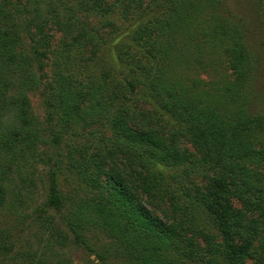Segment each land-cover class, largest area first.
<instances>
[{"label": "trees", "instance_id": "obj_1", "mask_svg": "<svg viewBox=\"0 0 264 264\" xmlns=\"http://www.w3.org/2000/svg\"><path fill=\"white\" fill-rule=\"evenodd\" d=\"M228 1L0 0V207L15 214L0 230V264H72L33 254L30 229L44 249L74 246L88 264H264V43L249 47L250 21H229ZM255 10L263 21L261 0ZM50 29L62 49L51 51ZM112 46L120 69L89 71ZM31 91L49 127L37 126ZM66 131L76 142L63 154ZM43 146L54 151L45 159ZM38 159L44 200L15 208L8 195L37 188ZM62 179L85 198L68 205ZM96 231L110 248H95Z\"/></svg>", "mask_w": 264, "mask_h": 264}, {"label": "rangeland", "instance_id": "obj_2", "mask_svg": "<svg viewBox=\"0 0 264 264\" xmlns=\"http://www.w3.org/2000/svg\"><path fill=\"white\" fill-rule=\"evenodd\" d=\"M149 1H152L154 4L159 5L161 4L162 0H145V4H149ZM260 0H230L227 2V4L224 6L223 8V13L225 15L226 18L229 19V21L233 22V23H237V22H241V19L244 20H248L250 21V24L247 25V27L251 30L250 32H248V36H249V42L248 45L249 47L254 51V52H260V48L262 46V42L264 43V27L257 29L258 23L260 22H264L263 21H259L258 19H256L257 13L255 10V3L259 2ZM264 3V0H261ZM107 2L109 4H112V2H114V0H107ZM263 17L264 19V13L261 15V18ZM98 19L93 20V22L98 25ZM109 21H112L113 23H115V25L120 28H123V26H125L126 24L123 23V19L120 20L118 15H113L112 17H109ZM242 24V22H241ZM244 24V23H243ZM262 26V25H261ZM118 27V28H119ZM260 27V25L258 26ZM112 28H108L103 30V33H110L112 32ZM48 36H49V42L51 45V51H57L59 49H62V41H63V34L60 33L57 30L54 29H50L48 32ZM102 33V32H101ZM124 33V32H123ZM124 35V34H123ZM121 39H124V36L122 38H119L118 41H122ZM262 53L264 52V46H262ZM260 53V55H262V61H264V53L262 54ZM90 54L88 51H86L85 55L83 57H80L79 60H77L78 65H82L85 66L86 65V60L89 58ZM54 61V58H50V60L46 61V63L52 64ZM103 62H110L113 63L114 65H116V67H118L120 69V63H119V59L116 58V51L114 49V46L112 47H108L106 49H104L99 56H97V58L90 63L91 64V68L89 69V71L96 69V67H98L99 65H101ZM88 71V72H89ZM46 73L47 75L51 74V69L50 67L46 68ZM202 77H204V74L202 75ZM259 88H262L264 90V75L262 76V78L260 79V82L257 85ZM29 99H30V104H31V112L33 114V117L36 118L37 123L40 128L42 127H49V123H48V116L46 114V110L45 107L43 105V100L41 97L40 92L37 91H31L29 92ZM137 107L139 108H146L147 106L143 103V102H137ZM36 123V124H37ZM56 123V120L53 122ZM96 127L97 132H103L105 133V126L102 127L100 126V123H98V125H95L93 128ZM92 128V129H93ZM91 128H88V130ZM75 132L72 131H66L63 134V142H62V151L64 152L63 154H66L68 152V149L71 148L73 146V143L76 142L75 136H74ZM77 135H81L82 132L81 130H78L76 132ZM78 141V139H77ZM44 147V148H43ZM41 148V159H45L47 156L46 155H52L54 151H52L48 146H43ZM180 147L182 150H187V151H193L192 147L190 146V144H188V142L186 140H182L180 142ZM40 153V154H41ZM39 158V159H40ZM36 160L32 162V167L29 169V172L32 175V181L33 184L35 183L37 185V188L33 186V188L31 189V191L29 192H25L22 194H18L16 195H8V201L9 203H13L14 202V206L15 208H20L23 209L24 211H30L31 209H33L34 207L41 205L44 198H43V189H42V185L40 183V181L42 179L45 178V168L44 165L41 164L40 160ZM65 180V177H64ZM62 179L61 183H62V189L64 187H68L65 185V181ZM64 182V183H63ZM68 183V181L66 182ZM8 189L11 191L14 186L11 185V187L7 186ZM8 190V191H9ZM69 190V188H64V194H66V192ZM73 195H65V200L66 202L69 203L71 202L70 200L72 199V201H80V199L85 198V194L79 191H76L74 193H72ZM11 205V204H10ZM10 205H5V207L1 208L0 207V230L6 229L8 227V225L10 224L11 221H13V219L15 218V214L12 212L13 209L10 208ZM234 206L237 210L242 211V212H246V210L244 209V206L242 205L241 202L239 201H235L234 202ZM248 213V212H247ZM166 225L167 222H164ZM28 234L25 235L26 240H29L31 243V247L32 250L31 252L33 254H35L38 257H42L44 259H48L51 261H54L57 259L56 256L59 255H64L65 258H67L72 264H88V258L85 257L81 251H79L78 249H76V247L74 246H68L66 247L64 250L62 251H54L52 249H44V246L42 247V242L44 241L42 239V233L41 232H36L35 229H30L27 232ZM35 235V236H34ZM89 237L91 239H95V248L99 249L101 248H110L112 245V241L111 239H109L104 233L100 232V231H96L93 232L92 234L89 235ZM43 240V241H42ZM93 259H91L92 261ZM114 262L118 263V259L113 258ZM118 260V261H117ZM247 264H254V262L252 260L248 261Z\"/></svg>", "mask_w": 264, "mask_h": 264}]
</instances>
